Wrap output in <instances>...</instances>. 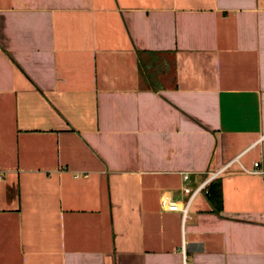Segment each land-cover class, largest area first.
<instances>
[{"label":"crops","instance_id":"obj_1","mask_svg":"<svg viewBox=\"0 0 264 264\" xmlns=\"http://www.w3.org/2000/svg\"><path fill=\"white\" fill-rule=\"evenodd\" d=\"M262 159L264 0H0V264H264Z\"/></svg>","mask_w":264,"mask_h":264},{"label":"built area","instance_id":"obj_2","mask_svg":"<svg viewBox=\"0 0 264 264\" xmlns=\"http://www.w3.org/2000/svg\"><path fill=\"white\" fill-rule=\"evenodd\" d=\"M230 164H227L224 169H226ZM223 169V170H224ZM223 170H220L223 171ZM245 172L258 176L262 179H264V159L262 160H256L252 163L250 169H244ZM220 172H216L214 174H211L208 178L204 179L203 182L199 185L197 189L194 190V194L203 193L204 195L208 196V188L209 184L219 174ZM189 189L185 188L184 193H189ZM162 207L165 208V210L170 212H179L181 215L182 220H185L188 215V205L180 208L177 203H172L168 201L162 202ZM183 264H186L185 259L183 260Z\"/></svg>","mask_w":264,"mask_h":264},{"label":"trees","instance_id":"obj_3","mask_svg":"<svg viewBox=\"0 0 264 264\" xmlns=\"http://www.w3.org/2000/svg\"><path fill=\"white\" fill-rule=\"evenodd\" d=\"M208 190H209L208 198H209L211 204L214 205V206H217L218 208H220V205H221V191H220L219 183L216 182V181L211 182L209 184ZM217 211H220V210L217 209Z\"/></svg>","mask_w":264,"mask_h":264}]
</instances>
